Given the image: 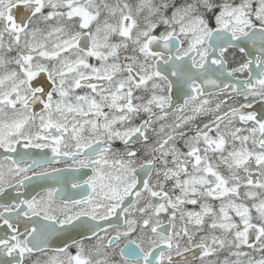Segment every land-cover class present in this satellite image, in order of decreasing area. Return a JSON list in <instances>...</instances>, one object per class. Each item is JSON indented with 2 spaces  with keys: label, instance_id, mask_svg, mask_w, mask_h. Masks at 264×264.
<instances>
[{
  "label": "snow or ice",
  "instance_id": "snow-or-ice-1",
  "mask_svg": "<svg viewBox=\"0 0 264 264\" xmlns=\"http://www.w3.org/2000/svg\"><path fill=\"white\" fill-rule=\"evenodd\" d=\"M0 264H264V0H0Z\"/></svg>",
  "mask_w": 264,
  "mask_h": 264
}]
</instances>
